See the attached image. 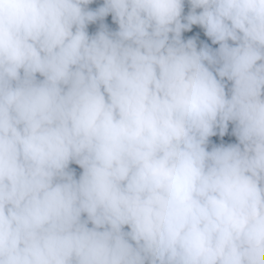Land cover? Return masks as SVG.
Wrapping results in <instances>:
<instances>
[{"label":"trees","instance_id":"obj_1","mask_svg":"<svg viewBox=\"0 0 264 264\" xmlns=\"http://www.w3.org/2000/svg\"><path fill=\"white\" fill-rule=\"evenodd\" d=\"M225 185L264 264V0H0V264H218Z\"/></svg>","mask_w":264,"mask_h":264},{"label":"clouds","instance_id":"obj_2","mask_svg":"<svg viewBox=\"0 0 264 264\" xmlns=\"http://www.w3.org/2000/svg\"><path fill=\"white\" fill-rule=\"evenodd\" d=\"M163 3V0H161ZM170 18H176L177 16H169ZM191 40H184L183 45L188 46ZM231 170L230 164H225L222 166L220 174L221 177L224 173H227ZM220 177V178H221ZM217 198H221V202L224 203V214H229L231 212H235L230 215L226 219L227 229L229 230L230 237H224L221 239L222 251L215 256V260H217L218 264H242L243 260L239 256L240 244L244 237L247 235L250 236V240L252 237H255V234L258 232L260 224H256L253 219V214L251 209L244 202L239 201L233 194L228 185H225V188L217 189L216 195ZM240 226L248 225L249 231L245 233L243 230L238 231L236 225ZM238 257V260H235L234 263H228L227 258Z\"/></svg>","mask_w":264,"mask_h":264}]
</instances>
